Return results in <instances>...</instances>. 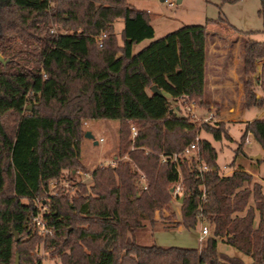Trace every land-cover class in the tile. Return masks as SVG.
I'll return each instance as SVG.
<instances>
[{"label":"trees","instance_id":"trees-1","mask_svg":"<svg viewBox=\"0 0 264 264\" xmlns=\"http://www.w3.org/2000/svg\"><path fill=\"white\" fill-rule=\"evenodd\" d=\"M208 25L236 30L218 17L153 38L149 12L127 0H0V264H14L16 252L19 264H49L29 254L42 239L51 264H264V195L257 183L246 187L252 176L242 169L220 175L207 139L198 141V155L162 161L182 152L198 130L171 100L208 106ZM242 72V105L264 108V40L245 39ZM97 119L118 120L120 158L90 171L88 186L78 182L71 192L57 185L48 193L64 170L71 181L84 169L83 122ZM204 130L216 141L231 139L222 123ZM248 134L264 150V118L246 122L240 140ZM241 150L242 143L235 156ZM199 162L208 170L200 173ZM178 184L181 225L206 219L211 235L199 248L137 243L134 232L144 220L154 223ZM36 199L47 207L52 235L44 237L33 221ZM219 240L250 261L218 251Z\"/></svg>","mask_w":264,"mask_h":264},{"label":"rangeland","instance_id":"rangeland-1","mask_svg":"<svg viewBox=\"0 0 264 264\" xmlns=\"http://www.w3.org/2000/svg\"><path fill=\"white\" fill-rule=\"evenodd\" d=\"M128 3L139 10L148 11L150 15V23L154 28V37L157 38L164 35L183 24H203L206 19H217L221 17L236 30H224L217 25H213L220 31L224 32L230 39L225 43H230L232 47H237L238 53L243 55L245 39L252 38L256 40H264L262 29V19L258 15L260 9L259 0H241L233 4H221L220 0H127ZM116 25L123 23L122 19H117ZM241 39V40H240ZM149 40H144L139 44L134 45V51L139 50ZM240 42V44H239ZM241 63V62H240ZM242 67V64H241ZM237 74L240 72V65L236 69ZM244 78L242 72V79ZM258 93L261 95L260 90ZM243 96V95H242ZM241 96L240 102H236L235 109L222 112L220 108L207 109L208 106L199 107L195 105L193 100H171V107H176L178 115L190 117L198 128L195 138L198 140L207 139L217 152L218 173L227 175L234 170L242 169L252 176L251 183L246 187H252L254 183L261 186V192L264 195V150L259 152L261 146L251 136L248 135L247 140H240V136L244 130L245 123L255 118H264V109L258 107L245 108L242 105ZM206 99V98H205ZM193 104V108H190ZM194 111L195 115L192 114ZM212 112L211 118H207ZM259 116V117H258ZM217 123H222L227 129L231 139L222 138L216 141L212 135L204 130V125L211 126ZM120 124L115 119H97L84 121L82 129L84 133L89 131L92 137L81 136L80 147V162L84 169L79 174H76L74 179L68 181V170L62 172V177L59 181L50 183L48 193H55L57 185H65L73 192L75 185L80 182L86 186L92 183L90 171L99 165L112 164L120 156ZM194 138V139H195ZM96 141V143H94ZM242 143V150L237 156L235 151L238 145ZM259 155V160H253L251 156ZM120 158V157H119ZM126 159V156L121 157ZM55 183V186L52 187ZM140 184V183H139ZM182 194H171V201L162 210L157 211L154 215V223L144 220L143 226L134 232L135 240L141 245H157L161 247L177 246L186 248H199L201 241L206 239L212 233V226L206 219H200L195 228H186L181 225V201L178 197ZM41 213L47 210V207L40 202H36ZM249 205H254L253 201ZM245 212L240 213L243 215ZM258 214L255 211L254 225L257 224ZM180 225V227H178ZM203 226H206L208 233L199 241L200 231ZM217 250L229 255L240 256L242 254L234 247L228 245L225 240L218 241ZM29 254L34 258L41 260L43 263H53L55 260L51 257L48 250L45 249V239H42ZM245 261H250L249 258H243Z\"/></svg>","mask_w":264,"mask_h":264},{"label":"crops","instance_id":"crops-1","mask_svg":"<svg viewBox=\"0 0 264 264\" xmlns=\"http://www.w3.org/2000/svg\"><path fill=\"white\" fill-rule=\"evenodd\" d=\"M113 26L115 33L119 36L123 23H119L117 26L116 21H114ZM229 39L224 32L215 26H207L204 96L208 103L207 109L220 108L224 113L226 110H234L236 102H240L239 99H241L243 94L242 55L240 56L237 52V47H232L230 43H225ZM241 51L243 52V49ZM238 65H240V72L237 74ZM262 150L261 148L259 152H263ZM242 258L248 257L242 255Z\"/></svg>","mask_w":264,"mask_h":264},{"label":"built area","instance_id":"built-area-1","mask_svg":"<svg viewBox=\"0 0 264 264\" xmlns=\"http://www.w3.org/2000/svg\"><path fill=\"white\" fill-rule=\"evenodd\" d=\"M103 36V35H102ZM100 36V37H102ZM190 108H193V104H190ZM192 114L195 115L194 111H192ZM210 116L207 118H204V120H208L211 118L212 112L209 113ZM133 134L135 133L134 127H132ZM198 138H195L193 141H191L182 152L180 153H174L173 155L169 157L162 156V161L166 160L167 158L171 159L172 161H177L178 158L186 157L188 158L191 154L196 153L198 155ZM197 169L200 173L207 171L208 167L206 164L199 162L197 165ZM141 181L144 180L143 174L140 176ZM55 186V183L52 187ZM180 191V184H178L176 187L173 188V193L176 196ZM202 200L205 198V193L203 192L201 195ZM36 202H40L39 199H36ZM39 209V208H38ZM43 213H41L40 209L38 210V213L33 217V221L35 225L38 227L39 233L42 234L44 237L47 235H52L53 231L48 223V220L43 216ZM200 236L198 237L199 241H201L204 236L208 233V229L206 226H203L200 231Z\"/></svg>","mask_w":264,"mask_h":264},{"label":"water","instance_id":"water-1","mask_svg":"<svg viewBox=\"0 0 264 264\" xmlns=\"http://www.w3.org/2000/svg\"><path fill=\"white\" fill-rule=\"evenodd\" d=\"M160 1L163 2L164 0H160ZM0 61H2L1 55H0ZM150 91H152L153 93L161 94L160 89H158L155 85H152L150 87ZM84 137H90L91 138L92 137V134L89 131H86L84 133ZM95 143H96V141H95ZM251 158L253 160H259L260 156L259 155H256V156H252ZM171 191H173V188L171 189ZM12 233L14 235L15 240H18V236H17V234H16V232H15L14 229L12 230ZM14 264H19V254H18V252L15 253Z\"/></svg>","mask_w":264,"mask_h":264}]
</instances>
